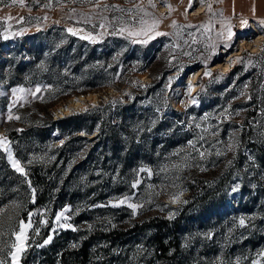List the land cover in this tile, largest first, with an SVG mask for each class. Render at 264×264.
I'll return each instance as SVG.
<instances>
[{
  "label": "rangeland",
  "instance_id": "374dc122",
  "mask_svg": "<svg viewBox=\"0 0 264 264\" xmlns=\"http://www.w3.org/2000/svg\"><path fill=\"white\" fill-rule=\"evenodd\" d=\"M208 2L212 4V11L217 13L209 35L215 39L219 30L215 21L220 19L231 22L235 35L228 49L217 42L215 54L205 63L211 50L206 49L208 36L202 35L203 29L199 25L209 21ZM49 3L50 6L45 7ZM133 3L161 21L156 31L171 35L157 36L147 44L139 43L136 55L139 66L128 69L121 80L45 100L37 98V93L32 95L36 88L41 89L45 84H8L6 73L9 66L0 65V137L7 138L13 157L20 160L23 167L31 169L34 168L30 167L34 166L33 163L52 158L53 154L44 148L46 138L39 147L37 141L23 136L11 140L4 134L5 129L29 124L33 116L40 117L43 111L52 117L59 116L60 107H66L70 100L81 96L83 106H77L72 112L109 102L110 121L121 120L115 129L118 140L114 151L116 157L127 151L126 144L120 139L124 135L123 130L133 133L136 143L132 148L133 155L130 154L131 167H113L110 159L105 161L104 167H71L94 142L89 138L96 129L85 133L88 140H75L69 144L76 147L74 157L68 160L66 167H57L58 177H51L59 185L63 184L67 192L57 197L52 207L41 202L28 208L33 203V189L34 201L36 194V187L28 174L23 181L11 176L8 181L0 182V208L7 206L0 215L3 222L0 230L5 233L0 237V249H3L0 259L12 264L8 252L15 237L11 233L18 230L19 221L31 222L32 225L27 232V247L39 238L43 227H50L49 235L37 244L38 247L56 231L65 228L58 226L55 216L67 207L70 209L65 213L68 219H62L60 223L70 224L73 229L83 231L92 225L106 231L113 226L128 228V236L123 243L113 244L108 252L112 264H252L253 259L264 264V258L257 256L264 250V151H259L262 144L264 148V143H259L264 138V103L257 116L262 126L255 130L256 138L241 136L242 105H233L231 109L228 106L248 99V77L243 76L237 81L238 74H233L228 81H223V75L235 64L232 61L243 57L241 71H254L255 76H260L257 85L264 97V58L260 56L264 29L259 24L264 19L223 15L216 0L205 3L193 0L191 8L189 0H153L155 8L149 5L148 0H99L98 3L97 0H24L23 5L19 2L13 4L12 0H0V61L11 53H17L20 61L26 60V35L38 30L45 33L31 37V45L40 46L44 53L50 52L54 44L46 40V32L62 42L69 27L85 30L78 37L86 32L104 33L96 36V41L106 38L114 49L110 58L116 60L128 43L115 40L113 36H123L130 43L137 38L128 37L127 33L110 34L120 26V19L127 21L129 17L127 12L106 9L105 5H119L125 10L132 9L137 18L143 16ZM166 5H171L174 10L170 11ZM199 7L201 10L196 11ZM152 16L144 18L151 20ZM89 17L91 19L87 21ZM114 18H120L115 21L114 28L105 31L99 27L100 23H108ZM173 20L177 23L176 28L170 27ZM241 20H247L248 24L241 27ZM188 33H194L196 43H192L193 38ZM186 40L188 44L184 43ZM173 44L180 47L174 48ZM185 51L191 55H183ZM249 57L252 58L251 64L247 63ZM223 64L229 68L222 71ZM206 66L214 67L215 71L203 79L200 74ZM189 84L192 85L191 92ZM214 84L223 85L222 90L212 89ZM142 87L149 88L151 93L140 91ZM17 88L24 89V92L13 95L12 90ZM229 89L236 90V93L223 94ZM73 94L78 95L69 98ZM89 95L93 96L90 98ZM213 96H216L215 100L211 99ZM192 97L197 103H191ZM128 98L140 105L137 110L132 107V116L129 113L131 109L122 111L119 107V103ZM66 99L68 101L62 103ZM115 107L119 114L125 115L122 119L116 111L113 112ZM9 110L20 119L9 120ZM247 121L253 124L255 118L248 117ZM50 135H56L52 139V147L63 139L61 135L57 136L56 129H52ZM190 140L205 153L204 158L189 146ZM101 144L96 141L95 149ZM103 148L106 152L105 145ZM0 149L5 162L12 168L8 154ZM217 152L222 154L217 155ZM105 154L108 155V151ZM177 164L180 167L174 168L173 165ZM2 171L4 168L0 167V175ZM136 181L139 184L133 188ZM191 186L193 195L187 196ZM175 194H179V199L173 202ZM125 196L129 197L128 202L143 205L137 209L136 215L127 204L118 206L117 210L110 209ZM23 209L27 210L26 217L22 218L20 213ZM30 212L33 213L31 217L28 215ZM153 216L158 220H175L166 225L169 228L163 241L168 246L166 260L157 256L158 247L153 242L157 229L149 223ZM241 218L245 221L243 226L239 223ZM170 227L174 231L171 238Z\"/></svg>",
  "mask_w": 264,
  "mask_h": 264
},
{
  "label": "trees",
  "instance_id": "16d2710c",
  "mask_svg": "<svg viewBox=\"0 0 264 264\" xmlns=\"http://www.w3.org/2000/svg\"><path fill=\"white\" fill-rule=\"evenodd\" d=\"M57 30L60 31V29ZM40 33L44 34L45 32L38 30L26 35L28 55L26 60L20 61L17 53H11L4 60L0 61L1 67L6 68L9 66V70L6 73L8 84H45L41 88V91L37 93V98L51 100L70 91L110 84L116 80L123 79L128 69L139 66L136 61L139 43H130L123 36H113L115 40L126 41L128 43L126 50L118 59L113 60L110 58V53L114 49L110 47L106 38L93 43L87 39H80L77 35L73 36L67 33L66 39L59 42L58 37L48 31L45 38L49 43L54 45H51L52 50L50 52L44 53L40 46L34 47L30 41L31 37ZM10 62H12V65ZM233 74H238L237 81L243 76L248 77V99L241 103L234 102L228 107L231 109L233 105H242L241 118L243 122L240 126L239 134L243 137L247 135L255 139V130L262 126L257 116L262 111L261 105L264 103L262 91L257 85L260 76H255L254 71L242 72L240 63H235L223 75V81H228ZM222 88L223 85L219 84H214L212 87V89L218 91L222 90ZM140 91L150 92L149 88L145 87H142ZM233 93H236V90L229 89L223 92L225 95ZM211 99L215 100L216 96H213ZM200 101L202 102L201 98ZM110 105L111 103L109 102L103 105L97 103L87 106L80 111L54 117L47 111H43L40 117L34 118L33 116L29 124L22 127L5 129L4 134L11 140L23 136L27 140L37 141V144H40L39 147H42L41 143L46 138L44 148L53 154L51 159H44L33 163L34 166L30 167L34 168L29 169L27 166H24L32 184L36 187L35 201L29 204L28 208L41 202H45L47 206L52 207L56 198L63 196L67 192L63 184L59 185L57 180L55 181L51 177L58 175L59 169L57 167H66L68 160L74 157L73 153L74 150L76 151V147L72 148L69 144L75 140H88L85 133H90L93 129H96V132L89 139H93L94 142L88 145L84 154L71 167H104L107 159L111 160V164L114 165L113 167H131L132 159L130 154L133 155L132 148L136 145L133 141L135 136L130 131L123 130L124 135L120 139L126 144L127 151L122 153L121 156L116 157L114 151H116L118 140L115 129L121 120L119 119L120 121L113 123L110 121V111H108ZM119 105L122 111L131 109L130 114L133 112L132 107L135 106L134 108L137 110L138 106H140L131 98H128L125 102H120ZM116 108L113 112L116 111V114L122 119L125 115L123 113H120V115ZM248 117H254L255 122L253 124L248 123ZM52 129L57 130V136L61 135L63 137V143L60 142L53 145V147L52 139L56 135H50ZM262 129L264 130V126H262ZM96 141L102 142L98 149H95ZM259 143H264V138ZM103 145L107 148L106 152ZM262 145L259 147V151H264ZM107 151L108 155L105 154ZM0 167L4 168V171L0 175V182L8 181L11 176L18 177L22 181L24 180V176L15 172L5 162L1 149ZM191 189L192 186L188 190L187 196L193 195ZM110 209L117 210V207ZM25 210L27 209H23L20 213L22 218L26 217ZM149 219V223L157 229V234L153 238L155 239L153 242L158 247L157 252L159 255L157 256L166 260L169 256V253H167L168 246L164 244V238L169 232V228L166 225L168 222L172 223L175 220H158L156 216ZM131 229L133 230L135 227H131ZM127 232L128 228L122 229L116 226H113L109 231L95 225L83 231L65 227L60 229L59 232L56 231L51 236L52 239L48 244L42 243V247L40 245L37 247V244L42 242L50 233V227L46 225L42 228L39 238L31 241L25 252L22 253L20 262L21 264H112V259L108 258V252L113 244L123 243L128 236ZM173 232V229L170 227V238Z\"/></svg>",
  "mask_w": 264,
  "mask_h": 264
},
{
  "label": "snow or ice",
  "instance_id": "6c2138e0",
  "mask_svg": "<svg viewBox=\"0 0 264 264\" xmlns=\"http://www.w3.org/2000/svg\"><path fill=\"white\" fill-rule=\"evenodd\" d=\"M19 2L21 5H23L24 0H12V3L15 4ZM99 2V0H97V3ZM162 2H166V0H162ZM202 3L207 2V0H201ZM149 5L152 8H155V3H153V0H148ZM193 5V0H189V8H191ZM50 3L48 5H45V7H49ZM167 7H169V10L172 11L174 9H172L171 5H166ZM133 7L137 9V12L139 13H143V16H140L139 18H137L135 15H133L132 13V9H123L122 7H120L119 5H105L106 9H111V10H117L120 12H127L129 20L125 21L123 19L120 18H114L112 21H109L108 23H100L99 27L101 29H104L105 31H107L109 28H114V24L115 21L117 19H120V26L114 28V30L110 33L112 35H124L125 33H127L128 37H132V38H137V39H132V43H142V44H147L149 40L155 39V37L157 36H164V35H171V33H165V32H160V31H156V29L159 27L160 24V20L154 16H152L151 13L145 11L143 8H141L139 5L133 3ZM72 11H75V9H73ZM188 9H185V12H187ZM207 12L210 14L209 15V21L207 23H202L201 25H199L200 29H203L202 35H206L208 36V43L206 45V49H210L211 51L209 52V56L205 59V63H207V59H210L211 56L213 54H215L216 51V47H217V42H220L223 46L224 49H228L229 47H231V41L234 38V32H233V26L231 24V22L227 19H220L218 21H215V23L219 24V30L216 31L215 33V39H213V37L211 35H209V33L212 31V27H213V17H215L217 15V13L212 11V4L210 2L207 3ZM222 16V14H220ZM152 16L151 20L145 19L144 17H149ZM9 19H11V17H8ZM90 17L87 18V21H90ZM103 19H107V18H103ZM86 21V22H87ZM241 27H245L248 24L247 20H241L240 21ZM259 24L261 26L262 29H264V20L259 21ZM170 27L172 28H176L177 27V23L175 20H173L171 22ZM187 27H193L192 25H187ZM66 31L73 35H79L80 33L84 32V29H80V28H75V27H69L66 29ZM104 33H96L93 34L91 32H86L84 35H80V39H87L90 40L91 42L95 43L96 42V36L98 35H103ZM177 36L180 35L179 32L176 33ZM188 35L190 37H192V43H196V39H195V35L194 33H188ZM140 37H144L143 39H138ZM5 39H7V37H5ZM185 44H188L189 42L186 40L184 41ZM166 47H168L166 45ZM172 47L174 48H179L180 45L178 44H173ZM183 55L185 56H189L191 55V53L185 51L183 52ZM260 56L261 58H264V46L261 47L260 49ZM232 63H244V58L243 57H238L237 60L232 61ZM248 64L252 63V58L249 57ZM205 76H210L211 73L209 71H205L204 72ZM192 89V85L189 84V92H191ZM41 89L38 87L36 88L35 92L32 93L33 96L36 95V93L40 92ZM13 95H16L18 92H24V89L22 88H17V89H13L12 90ZM243 95V93H242ZM18 99H20V97H18ZM15 103V102H14ZM191 103L195 104L197 103L196 98L192 97L191 99ZM221 115H224V113H221ZM206 118V117H205ZM8 119L12 120V119H20V117L18 116H13L11 113V110H9V114H8ZM200 139H203V137H201ZM61 143H63V141H61ZM189 146H191L193 148L194 151H197L199 153V156L201 158H204L205 153L203 151H200L199 149L196 148L195 142L194 141H189L188 142ZM231 147V146H230ZM0 148H2L7 154H8V160L12 166V168L19 173L20 175L24 176L25 178H27V173L24 169V167L21 164V161L14 158L12 155V151L11 148L9 147V142L7 140L6 137H0ZM222 153L217 152V155H221ZM29 163H31V161H29ZM174 168H179L180 165H173ZM141 170H145V169H141ZM139 184V181H136L132 184L133 188H137ZM29 186L31 187V184L29 182ZM33 191V202H34V193H35V189L32 190ZM173 202H176L179 199V194H175L172 197ZM129 201V197L125 196L124 199H121L118 201L117 204H113L112 206L114 207H118L120 205H124L127 204V207L132 209V214L136 215L137 214V209L142 208L143 205L139 204V203H132V202H128ZM7 207V206H6ZM5 208H0V215H2L5 210ZM70 209L65 207L62 211L57 212L56 216H55V220L58 223L59 227H68L71 228L72 225L70 224H63L60 223V221L62 219L67 220L68 217L65 215V213H67ZM29 217H31L33 215V213H29L28 214ZM9 220L12 219L11 216L8 217ZM41 223H47V221H41ZM240 225H244L245 221L243 218L240 219L239 221ZM31 222L25 223L23 220L19 221V227L18 230H13V232L11 233L14 237L15 240L12 242L11 244V248L8 252V256H10L11 258V262L12 264H19L20 258L22 253L25 252L27 244L26 241L28 239V229L31 228ZM3 228V222L0 221V229ZM75 230V229H73ZM5 233L0 230V237H2ZM37 234H38V230H37ZM52 237L49 236L48 239L44 240V244H48L51 241ZM41 247L43 245H40ZM3 249H0V252H2ZM258 257L264 258V250H261L257 253ZM0 264H6V261L4 259H0ZM252 264H260V261L257 259H253L252 260Z\"/></svg>",
  "mask_w": 264,
  "mask_h": 264
},
{
  "label": "crops",
  "instance_id": "0c3cea01",
  "mask_svg": "<svg viewBox=\"0 0 264 264\" xmlns=\"http://www.w3.org/2000/svg\"><path fill=\"white\" fill-rule=\"evenodd\" d=\"M223 15L264 19V0H216ZM12 150V148H11Z\"/></svg>",
  "mask_w": 264,
  "mask_h": 264
},
{
  "label": "bare ground",
  "instance_id": "6f19581e",
  "mask_svg": "<svg viewBox=\"0 0 264 264\" xmlns=\"http://www.w3.org/2000/svg\"><path fill=\"white\" fill-rule=\"evenodd\" d=\"M199 10H201V7H199L196 11H199ZM252 26H254L253 24H252ZM248 45V44H247ZM253 45V44H252ZM227 68H229L226 64H223L222 66H221V69H222V71L223 70H226ZM93 95H89V97L91 98ZM88 97V98H89ZM83 99H82V96L81 97H78V98H74V99H72V100H70L69 102H68V105L66 106V107H60L59 108V116H61V114H62V112H64V114L65 113H68L70 110H72V109H74V108H76L77 106H80V105H82V101Z\"/></svg>",
  "mask_w": 264,
  "mask_h": 264
},
{
  "label": "water",
  "instance_id": "95a60500",
  "mask_svg": "<svg viewBox=\"0 0 264 264\" xmlns=\"http://www.w3.org/2000/svg\"><path fill=\"white\" fill-rule=\"evenodd\" d=\"M205 71H209V72L212 74V73L215 71V68H214V67H211V66H206V67H204L203 71H202L201 74H200L201 78H203V79H206V78L209 77V76H205V75H204V72H205ZM77 95H78V94L70 95L69 98L72 97V96H77ZM69 98H68V99H69ZM68 99H66L65 101H62V103H66V102L68 101ZM82 106H83V105H82ZM79 107H80V106H79ZM74 109H76V108H74ZM74 109H72V110H74ZM72 110L69 111L68 113H71Z\"/></svg>",
  "mask_w": 264,
  "mask_h": 264
}]
</instances>
